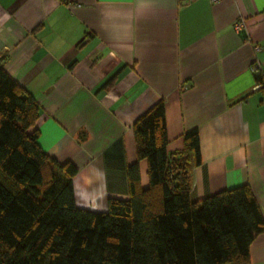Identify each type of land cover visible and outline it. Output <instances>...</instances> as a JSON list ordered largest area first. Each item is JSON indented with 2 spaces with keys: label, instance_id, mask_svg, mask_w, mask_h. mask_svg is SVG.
<instances>
[{
  "label": "crops",
  "instance_id": "obj_1",
  "mask_svg": "<svg viewBox=\"0 0 264 264\" xmlns=\"http://www.w3.org/2000/svg\"><path fill=\"white\" fill-rule=\"evenodd\" d=\"M72 1L0 0V59L39 103L40 146L78 167L77 206L129 198L134 124L164 101L170 154L199 132L193 201L247 184L264 216V0Z\"/></svg>",
  "mask_w": 264,
  "mask_h": 264
},
{
  "label": "trees",
  "instance_id": "obj_2",
  "mask_svg": "<svg viewBox=\"0 0 264 264\" xmlns=\"http://www.w3.org/2000/svg\"><path fill=\"white\" fill-rule=\"evenodd\" d=\"M37 99L0 59V264H248L264 232L249 185L193 201L192 169L202 163L197 129L179 154L168 152L164 101L134 124L137 160L129 198L106 212L76 204L78 167L39 144ZM148 165L143 188L140 162Z\"/></svg>",
  "mask_w": 264,
  "mask_h": 264
},
{
  "label": "built area",
  "instance_id": "obj_3",
  "mask_svg": "<svg viewBox=\"0 0 264 264\" xmlns=\"http://www.w3.org/2000/svg\"><path fill=\"white\" fill-rule=\"evenodd\" d=\"M64 1H66L68 4H72V0H64ZM212 1H214V2H218V1H220V0H212ZM244 26V22L243 21H239L237 24H236V28L237 29H240V28H242ZM255 49H256V52L258 53V52H260L261 50H262V48L260 47V46H256L255 47ZM252 71L255 73V74H259L260 72H261V65H260V63L258 62V60H256V62L252 65ZM261 86L263 85V83L262 84H260Z\"/></svg>",
  "mask_w": 264,
  "mask_h": 264
}]
</instances>
